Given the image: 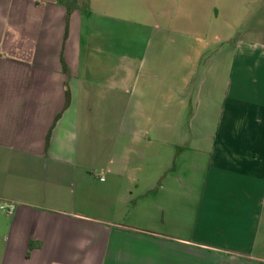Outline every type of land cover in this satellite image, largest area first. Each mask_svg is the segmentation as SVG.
<instances>
[{
  "label": "crops",
  "instance_id": "0c3cea01",
  "mask_svg": "<svg viewBox=\"0 0 264 264\" xmlns=\"http://www.w3.org/2000/svg\"><path fill=\"white\" fill-rule=\"evenodd\" d=\"M0 264H264V0H0Z\"/></svg>",
  "mask_w": 264,
  "mask_h": 264
},
{
  "label": "trees",
  "instance_id": "16d2710c",
  "mask_svg": "<svg viewBox=\"0 0 264 264\" xmlns=\"http://www.w3.org/2000/svg\"><path fill=\"white\" fill-rule=\"evenodd\" d=\"M57 2L63 5L67 11V20L69 21L70 16L75 11H90L91 10V0H57ZM67 68L65 66V72ZM67 106L70 104L71 101V94L70 90L67 88Z\"/></svg>",
  "mask_w": 264,
  "mask_h": 264
},
{
  "label": "built area",
  "instance_id": "2783aa9c",
  "mask_svg": "<svg viewBox=\"0 0 264 264\" xmlns=\"http://www.w3.org/2000/svg\"><path fill=\"white\" fill-rule=\"evenodd\" d=\"M15 206H11L10 208H9V213H13V211L15 210Z\"/></svg>",
  "mask_w": 264,
  "mask_h": 264
},
{
  "label": "rangeland",
  "instance_id": "374dc122",
  "mask_svg": "<svg viewBox=\"0 0 264 264\" xmlns=\"http://www.w3.org/2000/svg\"><path fill=\"white\" fill-rule=\"evenodd\" d=\"M139 48H137L135 51H137ZM141 54V53H140Z\"/></svg>",
  "mask_w": 264,
  "mask_h": 264
}]
</instances>
